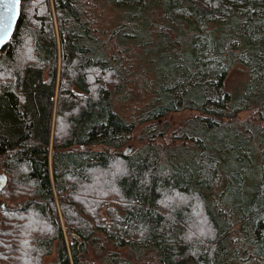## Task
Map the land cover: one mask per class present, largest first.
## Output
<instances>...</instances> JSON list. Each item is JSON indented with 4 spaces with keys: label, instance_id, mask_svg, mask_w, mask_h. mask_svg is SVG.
<instances>
[{
    "label": "trees",
    "instance_id": "1",
    "mask_svg": "<svg viewBox=\"0 0 264 264\" xmlns=\"http://www.w3.org/2000/svg\"><path fill=\"white\" fill-rule=\"evenodd\" d=\"M0 170V264H264V0H19Z\"/></svg>",
    "mask_w": 264,
    "mask_h": 264
},
{
    "label": "rangeland",
    "instance_id": "2",
    "mask_svg": "<svg viewBox=\"0 0 264 264\" xmlns=\"http://www.w3.org/2000/svg\"><path fill=\"white\" fill-rule=\"evenodd\" d=\"M245 78H246L245 67L237 61H232L230 65L228 66L225 72V75L222 79L221 87L223 90L234 92L240 88ZM118 107L121 109L122 112L127 111L126 106H118ZM183 116H184V113L181 111L180 112H169L165 115V117L168 118V120H170L172 123H177V121H179V119H181ZM245 116H246L245 109H240L238 111V117L243 118ZM135 144H136V140L130 139L129 141H127V143L123 145L122 148L129 145L131 149ZM116 168H119V167H116ZM1 194L2 192L0 191V199L2 198ZM53 258H54L53 249L50 253L42 256L43 261H49V260H52Z\"/></svg>",
    "mask_w": 264,
    "mask_h": 264
},
{
    "label": "water",
    "instance_id": "3",
    "mask_svg": "<svg viewBox=\"0 0 264 264\" xmlns=\"http://www.w3.org/2000/svg\"><path fill=\"white\" fill-rule=\"evenodd\" d=\"M19 11V0H0V29L8 26L7 34L3 31H0V48L5 44L8 37L10 36L15 20L18 16ZM130 149V146H125L122 151L127 152ZM4 180V176H0V185Z\"/></svg>",
    "mask_w": 264,
    "mask_h": 264
},
{
    "label": "flooded vegetation",
    "instance_id": "4",
    "mask_svg": "<svg viewBox=\"0 0 264 264\" xmlns=\"http://www.w3.org/2000/svg\"><path fill=\"white\" fill-rule=\"evenodd\" d=\"M1 174L4 176V180H3V182L1 183V185H3V183L5 182V173H4V171H2V170H0V176H1ZM0 185V186H1ZM4 203L3 202H1V200H0V206H2Z\"/></svg>",
    "mask_w": 264,
    "mask_h": 264
},
{
    "label": "snow or ice",
    "instance_id": "5",
    "mask_svg": "<svg viewBox=\"0 0 264 264\" xmlns=\"http://www.w3.org/2000/svg\"><path fill=\"white\" fill-rule=\"evenodd\" d=\"M16 2H18V0H16ZM0 31H3L6 35L8 31V26H5L4 28L0 29Z\"/></svg>",
    "mask_w": 264,
    "mask_h": 264
}]
</instances>
